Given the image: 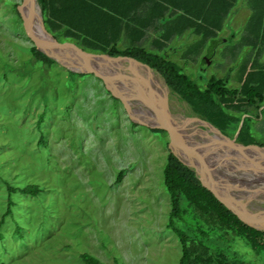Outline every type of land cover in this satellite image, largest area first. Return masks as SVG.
Wrapping results in <instances>:
<instances>
[{
	"label": "rangeland",
	"instance_id": "rangeland-1",
	"mask_svg": "<svg viewBox=\"0 0 264 264\" xmlns=\"http://www.w3.org/2000/svg\"><path fill=\"white\" fill-rule=\"evenodd\" d=\"M19 3L0 0V216L6 207V183H33L41 191L11 193V212L0 225V264H83V251L105 264H178L180 244L167 226L169 195L162 181L167 134L132 121L92 73L69 70L52 58L51 65L34 62L16 9ZM241 30L237 25L230 34L219 32L228 41L220 42L204 62L203 51L194 62L183 59L177 47L167 51L168 57L162 53L182 65L200 87L210 75L238 86L237 68L252 59L255 49L244 45L231 61L224 51L231 53ZM61 40L76 44L72 38ZM125 45V40L117 44ZM257 59L264 61V43ZM153 75L156 86L166 90L171 113L196 116ZM253 122L251 131L264 146V133ZM210 131L214 140L221 139ZM121 168V179L115 182ZM230 195L237 201L243 196ZM262 197L249 201L244 211L264 219ZM203 226L210 251L222 253L231 264H264V251L255 252L213 219Z\"/></svg>",
	"mask_w": 264,
	"mask_h": 264
},
{
	"label": "trees",
	"instance_id": "trees-1",
	"mask_svg": "<svg viewBox=\"0 0 264 264\" xmlns=\"http://www.w3.org/2000/svg\"><path fill=\"white\" fill-rule=\"evenodd\" d=\"M144 1L39 0V3L45 28L57 40L72 38L83 49L126 55L148 64L162 76L169 91L184 101L196 116L208 121L228 137H233L238 129L236 142L263 145L252 133L251 121L258 117L259 108L264 104V63L257 59L260 46L264 43V0L246 1L250 14L241 30L238 44L230 48L231 53L225 54L224 51L225 59L231 61L242 46L255 49L252 59L241 62L237 68L235 81L238 86H227L224 77L210 75L203 87L184 71L182 65L162 52L173 38L192 29L198 39L184 47L180 56L187 62H194L203 51L200 62H204V58L210 57L222 42L219 32L224 16L235 0H203L198 13L172 1H149L161 11L166 10L165 4H168L186 12L167 17L160 13L135 14ZM152 24L155 31L146 32L145 29ZM121 40H125L126 45L118 48ZM226 48L224 45L223 50ZM29 52L34 62L47 65L54 62L33 45L29 47ZM150 130L165 133L159 128ZM38 140L42 142V137L39 136ZM122 172V168L117 171L115 182H119ZM162 181L169 195L167 226L180 244L178 264H231L225 255L208 248V231L203 226L208 218L241 238L255 252L264 251V230L241 221L201 184L191 169L169 151L162 168ZM6 190V207L0 216V225L3 217L11 212V193L19 191L36 195L41 191L33 183L23 187L6 183ZM15 228L18 231V225ZM79 258L83 264H105L87 251L81 252Z\"/></svg>",
	"mask_w": 264,
	"mask_h": 264
},
{
	"label": "water",
	"instance_id": "water-1",
	"mask_svg": "<svg viewBox=\"0 0 264 264\" xmlns=\"http://www.w3.org/2000/svg\"><path fill=\"white\" fill-rule=\"evenodd\" d=\"M16 9L21 18L24 33L37 50L55 61L58 60L49 56L47 52L63 54L80 61L83 64V69L74 70L67 66L68 69L90 72L99 78L108 93L122 103L132 121L150 128L163 129L168 138L166 143L168 151L191 169L201 184L236 214L241 221L253 228L264 230L263 227H259L255 223L258 217L247 218L244 211L249 201L259 197L262 199L264 196V155L261 154V151H264L263 145H244L236 142L235 135L238 129L233 137H228L214 125L197 116L192 118L207 124L216 130L222 138L207 140L203 143L188 140L181 132L180 123L172 117V113L168 110L166 100L162 102L154 96L135 72L137 66L146 67L152 73L155 72L162 79L165 88L168 89L164 79L155 69L130 56L90 51L72 41L57 40L44 26V34L35 31L31 26L28 0H20ZM123 65H125L124 70H129L133 75L138 87L125 86L109 73L111 68H122ZM131 99H141L149 103L156 115L157 122L145 121L133 115L129 103ZM232 192L242 193L245 197L240 201L234 200L230 195Z\"/></svg>",
	"mask_w": 264,
	"mask_h": 264
},
{
	"label": "bare ground",
	"instance_id": "bare-ground-1",
	"mask_svg": "<svg viewBox=\"0 0 264 264\" xmlns=\"http://www.w3.org/2000/svg\"><path fill=\"white\" fill-rule=\"evenodd\" d=\"M28 11L31 15L32 28L35 31L44 34L43 23L40 18L39 6L36 0H28ZM47 54L51 57L56 58L60 63H63L64 66H68L74 70H81L84 68L83 64L80 61L76 60L75 58L53 52H47ZM121 69H119L118 67L115 68L113 67L109 70L110 71L109 73L112 75V77L116 78L117 81L121 82L125 86L129 85L134 88L138 87V84L134 79L133 75L130 73V71L128 70L127 73L126 68H125L126 71L124 70V67H122ZM135 72L138 78L141 80V82L144 83L146 88L149 89V91H151V93L154 96H156L162 102H164L166 98L165 95L166 90L163 91L159 86L158 87L156 86L155 77L153 73L144 66H137L135 68ZM131 103L138 109L137 115L139 119L145 121L157 122V118L153 109L151 108L149 103H147L145 100L133 99ZM171 115L178 123H180L182 134H184L187 137V139L192 142L203 143L204 141L213 139L212 132L210 131V129L214 133H216L219 137H221V135L216 130H214L213 128L209 127L207 124L203 123L202 121L196 118H192L190 116H186L182 114L172 113ZM261 152H262L261 154L264 155V151ZM242 195L243 196H241L240 199L245 197L244 194ZM245 217L247 218L258 217V220L255 222L256 225L264 228V219H260V216H250L245 212Z\"/></svg>",
	"mask_w": 264,
	"mask_h": 264
},
{
	"label": "crops",
	"instance_id": "crops-1",
	"mask_svg": "<svg viewBox=\"0 0 264 264\" xmlns=\"http://www.w3.org/2000/svg\"><path fill=\"white\" fill-rule=\"evenodd\" d=\"M128 1H132V0H128ZM149 1L150 0H145L144 2H142L138 6V8L136 9L135 14L143 15V14H150V13L151 14H159L160 13V14H163L165 17H167V16H174V15L186 13L179 8H177V9L173 8L172 6H169L168 4H165L167 6V9L164 11H161L160 8L156 7L152 3H149ZM152 1H172L176 5L187 6L191 11L198 13L201 11L200 8H201L203 0H152ZM246 1L247 0H235L233 2V5L229 8V10L226 12V14L224 16L223 26H222L221 31H226L230 34L231 32H233V29L237 25H241L243 28V26L246 22V19H247L248 15L250 14V10L247 6ZM128 5H131V4L128 3ZM153 26H154L153 24L150 25L148 28L145 29V31L146 32H154L155 28ZM196 39H198V37L193 34L192 29L185 30V32L182 35L173 38L168 43V45L164 51V54L166 55L167 51H169V49H172L174 47H177V49L181 50L184 47H186L187 45L194 42ZM230 40H232V39H230ZM227 41H228V39L226 37H224L222 39V42H227ZM260 63H264V61H260ZM259 109L263 110L264 104H262ZM260 113H261V116H260ZM260 113L258 114V117L254 118L255 123L253 122V124H254L253 128L258 133H260V130H262L264 133V128L263 129L260 128V121L262 119V111Z\"/></svg>",
	"mask_w": 264,
	"mask_h": 264
}]
</instances>
